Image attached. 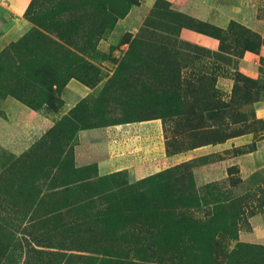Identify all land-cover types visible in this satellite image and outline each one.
<instances>
[{
	"label": "rangeland",
	"instance_id": "1",
	"mask_svg": "<svg viewBox=\"0 0 264 264\" xmlns=\"http://www.w3.org/2000/svg\"><path fill=\"white\" fill-rule=\"evenodd\" d=\"M260 225L264 0L0 8V264H264Z\"/></svg>",
	"mask_w": 264,
	"mask_h": 264
},
{
	"label": "crops",
	"instance_id": "2",
	"mask_svg": "<svg viewBox=\"0 0 264 264\" xmlns=\"http://www.w3.org/2000/svg\"><path fill=\"white\" fill-rule=\"evenodd\" d=\"M4 1V0H1ZM32 0H7L6 2L7 5H4L3 3H0V8L3 12V14L7 17L8 15H10L11 13H15V14H23L29 7L30 3ZM146 124L144 122H130V123H123V124H117V125H113L112 127H110L108 130L110 131L111 129H115V128H126L127 130H130L131 127H137V128H141V133L142 136L147 135V130L146 128L144 129L143 125ZM143 128H142V127ZM133 129V128H132ZM130 130L131 134L133 133V130ZM147 144V143H146ZM153 144H150V146ZM163 145V144H162ZM161 145V147H162ZM113 147L115 148V146L113 145ZM143 147H145L146 149L149 147V145H144ZM116 151V150H115ZM256 235L260 238H264V226L260 225L256 228L255 231Z\"/></svg>",
	"mask_w": 264,
	"mask_h": 264
},
{
	"label": "built area",
	"instance_id": "3",
	"mask_svg": "<svg viewBox=\"0 0 264 264\" xmlns=\"http://www.w3.org/2000/svg\"><path fill=\"white\" fill-rule=\"evenodd\" d=\"M128 123H130V122H127V124ZM133 128V129H132ZM133 130V133L132 134H139L140 133V136H142V133L140 132L141 131V128L139 127V128H137V127H131L130 128V130ZM123 130H127L126 128H115V129H112L111 131H110V133L112 132V133H118V132H120V131H123ZM128 131V130H127ZM113 145L116 147V144H115V142L113 143Z\"/></svg>",
	"mask_w": 264,
	"mask_h": 264
}]
</instances>
